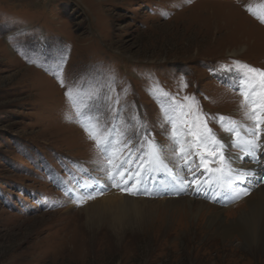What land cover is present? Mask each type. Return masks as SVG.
I'll use <instances>...</instances> for the list:
<instances>
[{"label":"rangeland","instance_id":"374dc122","mask_svg":"<svg viewBox=\"0 0 264 264\" xmlns=\"http://www.w3.org/2000/svg\"><path fill=\"white\" fill-rule=\"evenodd\" d=\"M249 6L264 15V0H0V264H264L263 246L224 239L209 224L214 206L224 222L236 217L264 183V165L232 182L244 195L219 174L204 179V168L197 175L210 183L196 191L172 163L177 177L158 173L148 188L155 172L145 164L134 190L157 202L117 224L94 205L112 191L129 193L134 181L117 189L106 178L104 153L85 131L98 121L102 140L126 142L114 141V155L135 150V172L149 141L171 159L169 117L185 146L192 139L196 105L187 102V121L173 109L194 97L225 160L227 149L242 153L218 118L235 121L240 133L253 125L236 87L240 65L264 70V23ZM261 154L243 161L259 165ZM185 195L212 207L185 216L187 204L167 202Z\"/></svg>","mask_w":264,"mask_h":264},{"label":"snow or ice","instance_id":"6c2138e0","mask_svg":"<svg viewBox=\"0 0 264 264\" xmlns=\"http://www.w3.org/2000/svg\"><path fill=\"white\" fill-rule=\"evenodd\" d=\"M247 10L256 16L262 23H264V15L259 14L258 9H254L249 6ZM239 64V62H237ZM233 71L235 69H227ZM53 74L59 78V69H52ZM240 80L241 82L236 85L240 90V94L244 97L242 106L246 105L249 111L246 113L248 118L253 122L251 128L245 130V139H237L236 143L241 147L242 151H245L252 159H256V150L260 148L257 143L259 138V132L257 129L264 124V70L251 67L249 65H240ZM61 84L63 80L61 79ZM186 86V85H185ZM69 97L72 96V90L69 89L66 93ZM167 95V94H165ZM185 103L177 104L173 109V112L179 111L180 118L182 121H187V117L191 115L192 105L187 103L191 101L192 104L196 105L195 115L192 118L191 126L187 128V135L191 136L192 139L185 141L179 137L175 129L176 121L169 117L168 123L173 125L172 139L175 145L171 159L167 162L161 155V151L157 149V146L150 144V150L143 152L139 159L142 163L137 165L135 172L131 170V164L133 162L131 154L128 157L120 158L119 155H114L115 151V137L107 140H102L101 137L104 135L105 130L100 129L98 121H94L93 127H85L90 135V138L96 141L98 148L104 153L107 161V167L105 169V176L112 182L114 186L120 187L122 184H127L128 181H134L128 188L130 194L135 195L137 184L141 183L140 175L141 170L144 169V165L147 164L149 167L146 169L147 172L160 170L171 174L172 169L168 167L169 163H172L174 167H180L182 170L189 173L193 179L191 182L183 180L184 184L196 185V191H200V178L197 175L201 168L206 169L210 174H219V177H226L229 179V187L231 188L232 182L244 181L246 176H251L253 173L250 170L243 168H234L232 157L225 160L223 149L225 147L221 139H218L216 134L208 127L207 115L203 113L198 102L195 101L194 97H185ZM213 119H216L215 117ZM218 122L222 124L225 132L234 135L239 138L241 133L239 126L235 121L229 120L225 123L224 117H219ZM120 143L122 147H127V143L123 141H115ZM147 157V159H145ZM195 157V159H190ZM235 159H242V157H236ZM183 160L184 164L180 165L179 161ZM216 163L217 167H209V163ZM195 169V170H194ZM127 173V174H126ZM203 175V173H200ZM203 183L208 184L210 180H205ZM183 186V185H182ZM232 191H237L238 194L242 192L244 195L247 191L244 189L231 188Z\"/></svg>","mask_w":264,"mask_h":264},{"label":"bare ground","instance_id":"6f19581e","mask_svg":"<svg viewBox=\"0 0 264 264\" xmlns=\"http://www.w3.org/2000/svg\"><path fill=\"white\" fill-rule=\"evenodd\" d=\"M261 127L263 133H261L262 137L258 138L257 143L260 145L261 150H264V124L261 125ZM244 134L245 133H241L240 137L237 139L239 140L245 139ZM227 150H228L227 160L229 157L233 158L232 162L234 168H243L246 170H250L251 172L252 171L256 172L259 166L264 165V154L259 155L258 160L260 161V164L256 165L254 163H245L243 161V157L247 155L245 151H243L242 153H238L230 149ZM236 157H242V159H235ZM154 172H155L154 173L155 180L151 183V185L146 186L148 188L149 187L154 188V186L159 182L158 173L160 176L167 177L170 179L171 177H177V174H175L173 171L171 172V174L162 172L160 170ZM207 174L208 175H206L204 179H206L209 176V173ZM202 180L203 179H201L200 181ZM163 182H166V180L161 179V183ZM257 186H258L257 189H255L253 192H251L241 200V202L243 201L245 202L244 204L245 207H243L242 209L241 208L237 209L235 218H231L228 222H224L223 220L224 210L214 206L213 208L215 209V212L210 215V223H209L210 226L212 225L218 226L216 228L218 230L219 235L222 236V238L224 239L228 238L231 240V238L236 235L241 240V243L243 242V245H245L246 247H250L252 249L258 246L264 247V183L261 182V184ZM203 200L202 199L197 200L196 198L185 195V196H180L178 198H169L167 202H184L185 204H187L186 207L190 208L191 210L182 207L180 211L181 213H184L185 216H187L194 214L193 211L195 207L197 209H210L212 207V205H210L209 203ZM158 201L161 203L166 202L162 198L158 199ZM153 202H157V201H153V199L145 195L141 197L140 195H136V194L135 195H131L130 193L122 194L121 192L112 191L107 196L105 201L101 202L100 204H95L94 206L96 208L98 207L101 208L102 206H104V209H102V211L104 213H107L108 216H110L113 220H115L117 224H120L122 222H125L130 216H132V214L139 213L145 207H151L150 205L153 204Z\"/></svg>","mask_w":264,"mask_h":264}]
</instances>
